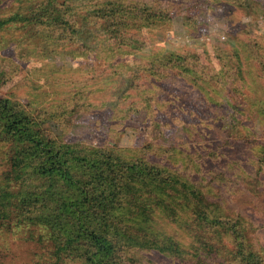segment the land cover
Wrapping results in <instances>:
<instances>
[{
  "label": "rangeland",
  "instance_id": "1",
  "mask_svg": "<svg viewBox=\"0 0 264 264\" xmlns=\"http://www.w3.org/2000/svg\"><path fill=\"white\" fill-rule=\"evenodd\" d=\"M40 1L0 0V21ZM64 1L78 21L75 36L0 23V96L47 118L66 142L148 146L153 162L194 181L218 178L210 200L253 224L249 241L264 255V0ZM137 4L162 15L141 25ZM9 150L0 141V185ZM155 226L190 246L178 224L158 218ZM25 230L0 228V264H51L50 243ZM227 251L212 263L156 250L134 256L139 264H222Z\"/></svg>",
  "mask_w": 264,
  "mask_h": 264
},
{
  "label": "trees",
  "instance_id": "2",
  "mask_svg": "<svg viewBox=\"0 0 264 264\" xmlns=\"http://www.w3.org/2000/svg\"><path fill=\"white\" fill-rule=\"evenodd\" d=\"M31 7L0 23L17 19L25 27L79 32L66 1ZM134 9L141 25L153 26L162 15L149 5ZM46 121L20 101L0 96V141L10 145V169L0 185V228L22 226L30 238L34 228L40 230L39 240L51 245V264H139L134 254L155 250L197 262L228 250L232 257L222 264H264L249 241L253 224L210 200V185L218 178L194 181L180 169L153 162L148 146L125 150L66 142ZM158 218L187 231L190 246L157 229Z\"/></svg>",
  "mask_w": 264,
  "mask_h": 264
}]
</instances>
